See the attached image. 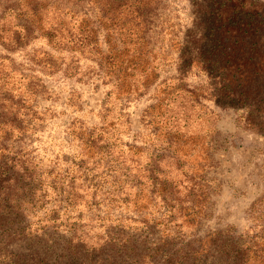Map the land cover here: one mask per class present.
<instances>
[{"label": "trees", "instance_id": "trees-1", "mask_svg": "<svg viewBox=\"0 0 264 264\" xmlns=\"http://www.w3.org/2000/svg\"><path fill=\"white\" fill-rule=\"evenodd\" d=\"M192 5L193 26L182 37L166 0H0V243L63 229L70 232L65 243L50 245L62 250L55 264H264V216L239 235L211 229L179 243L181 236L168 230L174 214L185 223L210 215L205 200L195 197L198 177L175 153L176 136L186 141L203 135L192 126L214 114L204 109V99L235 107L242 125L264 135V0ZM37 40L42 44L31 49ZM19 50L25 51L21 61L13 55ZM82 60L94 61L104 82L113 84L108 100L115 93L128 100L142 96L159 79L161 64L175 67L158 82L154 102L142 114L153 130L166 127L173 155L158 146L144 163L137 156L144 147L119 146L107 103L104 124L84 130L81 139L92 154L73 160L76 174L67 179L41 170L25 144L43 120L34 106L47 92L42 74L83 78ZM190 74L205 76L206 83L192 86ZM206 141L209 148L212 140ZM50 200L58 206L26 220ZM153 202L169 213L155 215L160 210H149ZM103 205L107 211L134 206L139 217L113 225L110 215H101ZM152 225L163 233L152 238ZM97 229L104 239H88Z\"/></svg>", "mask_w": 264, "mask_h": 264}, {"label": "rangeland", "instance_id": "rangeland-1", "mask_svg": "<svg viewBox=\"0 0 264 264\" xmlns=\"http://www.w3.org/2000/svg\"><path fill=\"white\" fill-rule=\"evenodd\" d=\"M192 10V0H166V13L179 24L182 37L187 29L193 26ZM40 44L42 41L37 40L30 48L39 47ZM2 50L0 45V52ZM24 53L25 51L19 50L13 55L21 61ZM160 60L161 57L156 62ZM94 65V61L82 60L80 74L83 78L69 77L62 71L52 75L42 74L47 92L39 94L33 101L43 120L38 123L35 133L25 144L31 157L42 167L41 170H53L60 176H67V179L76 174L72 171L73 160L85 159L92 154L81 139L85 135L84 130L104 124L103 111L107 103L111 109L108 124L114 128L119 146L126 147L127 143H137L139 147H144L145 151L137 155L144 163L150 159L152 150H156L158 146H168L171 139L166 127L153 130L151 125H145L142 121V114L147 106L154 102L153 96L157 92L158 82L168 74L175 73V67L161 64L159 79L142 96L128 100L118 98L115 93L108 100V93L113 84L105 83ZM205 80L203 75L190 74L188 77L192 86L204 85ZM203 103L204 109L214 111L212 117L205 116L194 124V128L192 126V130L203 135L198 138L189 137L186 141L182 140L181 136H176V142L179 143L175 153L181 158L183 168H189V172L198 177L195 197L205 200L204 204L210 215L197 220L201 217L199 213L195 215V223H185L182 217L174 214L168 230L171 228L172 232L181 236L179 243L196 235L206 234L211 229H230L239 235L251 228L256 218L264 216V135L242 125L239 122V111L235 107L207 99H204ZM262 119L264 120V115ZM209 132L212 135L207 136ZM205 138L212 140L209 148ZM165 151L173 152L170 147L165 148ZM177 166L176 164L175 167ZM147 172L150 176V172ZM174 175L175 170L172 176L169 175L170 180ZM178 178L182 179V174ZM180 192L182 197L189 198L188 189L182 188ZM58 204L57 201L50 200L45 207L38 209L35 215L31 212L26 220L36 221L40 215L50 212ZM159 204L154 206L153 202L149 210H160L155 213L159 217L163 213H169V208L166 207L162 211ZM107 209L108 206L103 205L100 213L104 217L110 215L114 219L113 225L118 218L128 222L139 217V211L134 206L113 207L110 211ZM152 215L150 214L149 218L154 221L156 218ZM152 226V238L163 233L161 226ZM131 227H127L130 228L128 232L137 235V231H132ZM139 229L145 232V229ZM93 230L89 231L87 238L102 241L104 233L100 229L94 232ZM51 233L53 234L50 236L42 235L40 238L34 236L15 239L9 245L0 243V264H55L53 259L60 255L62 250L57 245L53 248L50 245L54 241L63 245L70 232L62 229ZM96 260L89 259L87 264H99L98 262L103 261Z\"/></svg>", "mask_w": 264, "mask_h": 264}]
</instances>
